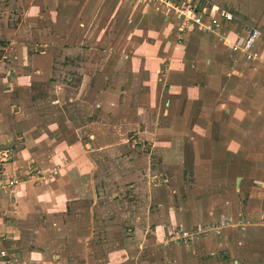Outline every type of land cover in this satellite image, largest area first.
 I'll use <instances>...</instances> for the list:
<instances>
[{"label":"rangeland","instance_id":"374dc122","mask_svg":"<svg viewBox=\"0 0 264 264\" xmlns=\"http://www.w3.org/2000/svg\"><path fill=\"white\" fill-rule=\"evenodd\" d=\"M170 2L168 7L159 0H39L30 10V0H0V65L5 70L0 76H23V90L5 86L10 93H0L3 107L22 115L5 118L0 189L13 192L24 180L50 182L72 173L75 195L63 210L68 217H58L57 225L51 223L43 233L49 243L45 264H210V258L234 264L233 254L241 249L236 243L243 241L248 251L264 242V117L231 122L240 130L243 149L232 158L230 170L241 171L236 178L250 177L251 187L237 190L231 176L218 181L223 171L212 170L217 165L210 160L227 155L220 149L211 152L210 109L222 99V81L197 88L195 99H176L170 88L175 82L164 66L168 54L152 49L174 48L178 26L182 34L200 27L182 14L185 4L201 15L210 12L206 0ZM260 3L264 6V0ZM204 66L184 64L190 67L186 86L194 88L191 78L203 85V74H210ZM182 89L188 98V88ZM170 100L186 109V123L165 115ZM223 117L212 125L229 124ZM177 123L188 128L183 139L164 130ZM218 131L214 136L222 148ZM35 139L38 159L54 152L63 158L58 150L63 143L72 146L70 155L53 165L32 157L22 176L10 170V159ZM253 187L258 193H251ZM78 188L86 198L79 200ZM238 213L260 227L221 235L193 230L222 214ZM40 227L46 228L42 221ZM184 231L190 235L183 237ZM225 240H231L229 251L222 250Z\"/></svg>","mask_w":264,"mask_h":264},{"label":"crops","instance_id":"0c3cea01","mask_svg":"<svg viewBox=\"0 0 264 264\" xmlns=\"http://www.w3.org/2000/svg\"><path fill=\"white\" fill-rule=\"evenodd\" d=\"M35 1L39 2V0H30V10L34 9L32 6L35 4L32 3H35ZM209 2L210 5H208L207 11L210 12V14L208 13L209 15H205L202 18L205 29L194 26L191 30H186V32L183 33V37V34L180 33L183 32V29L178 26L177 33H173V35L176 34L174 36L175 40H177V42L174 43V48L172 45L170 47H159V45L156 47L162 51H157L156 47L152 49H154L155 52H167L168 54V59L165 61V63L167 62L168 64H164V66L167 65L170 82H175L170 88L174 91V96L172 97L176 99H183V101L191 97L195 99L194 97L196 96L193 94H195L198 89H201V87L207 85V83L208 85H212L217 81H222V87H224L222 99L218 101L215 100L214 102L217 103V106L210 109V149L214 155L215 151L220 149V154L224 152L227 156L222 160H210V165H217L216 168H213L215 167L213 166L212 170L218 169L223 171V174L217 176L219 177L217 180L225 181V176L235 177L234 173L237 174L241 172L240 170H230V167L235 166L232 162V158L236 157L243 149V139L241 138L240 130L237 126L236 128L235 126L232 127L231 122L234 119L233 122L236 123L237 121H235V119L243 116L264 117V79L261 78V76L264 75V37H259L255 40V43L250 49H245V42L249 38L252 28L258 29L264 36V6L261 5L260 0H210ZM218 8L225 9L232 13L234 19L228 21L216 11ZM179 38H181L180 41ZM183 39L185 42L187 41L185 45L182 43ZM239 58H242L243 61L241 62ZM184 64H190L191 69L195 67L202 69L205 67L204 65L208 66L206 68L210 70V74H203V85L201 83H196L197 78H191V80H194L192 83L194 88L186 86L187 82L185 79L189 74L188 68L190 67H186V69ZM12 65H14V70H18L20 63L15 62ZM161 66L162 63L159 64L160 69H162ZM3 70V67L0 65V72H5V70ZM163 70L165 71V69ZM184 70H187V73L184 72ZM199 74L198 78H201V73ZM195 77H197V75ZM22 78L23 76H17L13 79L1 75L0 93L4 95L10 93V90H5V86L12 87L13 89L11 91H13L14 88L21 89L22 87L20 86L23 85ZM10 79L13 82H11ZM180 85L188 88V98L182 94L183 89L180 90ZM23 97L25 96L17 99L16 101L19 103H15V105L20 104V100L24 99ZM1 99L2 98H0V140L3 138L2 135L6 134L8 130V125L5 120L7 115L11 113L13 117L16 116L19 118L22 116L21 113L19 114V112H17V108L14 113L7 110L8 108L3 107ZM170 101L169 108L171 109L169 112L167 111L168 113L165 115H170L176 119L180 118V120H186L188 118L185 112L186 109L183 107L181 108L179 106L180 104L177 105L174 101ZM221 116H224L223 118L226 117L230 123H223V126L218 129L214 127L212 123L217 122ZM186 122L187 120L184 123ZM184 123H177V126L166 127L164 130L168 133L177 135L178 138L179 136L182 137L188 132V128L185 127ZM196 128H198V130L195 129L194 131L199 132L201 130L200 133H205V129H201V127ZM28 129L34 132V128L30 127ZM216 130H219L218 134L219 139H222V148L219 142H217L218 137L216 138L214 136L216 135ZM179 139H183V137ZM38 141V139H35V141H31L32 144H28V147L20 148L19 152H16V157L10 159L11 161L8 164V168L11 170L13 167V169L20 170L21 173H19V175L22 176V168H25L27 164L32 162V157H34L39 164L47 165V163L52 162L53 165L55 161L60 162L66 153L70 155L69 150L72 146L69 147L66 143L64 144L62 142L63 144L58 150H62L63 158L60 155H56L57 152H54L51 153L50 158L46 160L38 159L37 153L35 152V149H38L36 145ZM256 164L258 163L256 162ZM66 165H68V163H66ZM46 168L49 167L47 166ZM65 174L69 177L61 175V177H58L54 181L51 180L50 182L40 181V183L35 184L34 179L29 181L24 180L13 192H3L4 190L0 189V264H5L8 258L13 261L17 260L19 264H45V262H47L49 259L47 250L49 243H47L46 235L43 233L49 228L51 223L54 226L57 225L56 219L58 217L65 218L68 215L65 214L63 210L64 208H66V210L68 209V203H70L72 196L75 195V193L72 192L73 187L70 186L72 173L66 172ZM83 175L85 174L83 173ZM215 177L216 176L213 178ZM240 177L241 186H239V189L236 187V189L242 191L248 190L252 185V181L249 180L250 177ZM236 179L238 180V178L235 177V181ZM255 189L254 187L251 188V193H255ZM77 191V194H79L78 196H80L78 197L79 200L81 197L82 199L86 198V195L83 196L84 189L78 188ZM97 196L98 195H96L95 198H97ZM96 204L95 201L94 207ZM63 205L64 207L61 208L60 206ZM221 216L220 218L219 216L217 217L219 218L218 220L215 219V221H211L210 225L193 229L195 234L202 233L199 229L204 232L202 233L204 235H221L225 234L224 232L226 231L231 233L233 231L244 233L249 231L250 228L260 227L259 224H253V222L251 224L250 219L246 218L243 213H238V217L233 214H231L230 217ZM41 221L46 228L40 227ZM43 221L46 223H43ZM73 224L75 225L77 223L74 222ZM184 232L186 236L190 235L189 231ZM184 234L182 235L183 237L185 236ZM89 239L90 237H88L86 241ZM259 243L260 245H258V247L254 245L255 249H250L248 251L247 248L241 247V245H245L243 241L236 243L241 249H238V253L233 254V263L264 264V242ZM223 244L225 247L223 245L222 250H228V246L231 245V240H225ZM236 244L233 245L235 246ZM212 261L216 262L213 263ZM210 264H227V261L223 259L212 260L210 258Z\"/></svg>","mask_w":264,"mask_h":264},{"label":"built area","instance_id":"2783aa9c","mask_svg":"<svg viewBox=\"0 0 264 264\" xmlns=\"http://www.w3.org/2000/svg\"><path fill=\"white\" fill-rule=\"evenodd\" d=\"M159 1L161 3H165L168 7L172 5L171 4L172 2H170V0H159ZM206 2H207V5H210L209 0H206ZM184 8L185 9L182 11V14L183 13L185 14L184 16H185V18L188 19L189 23L195 22V24H198V25H200V27L205 29V25L202 22V18H203V16H205L207 14L205 13V14L201 15L200 13L197 12V10L194 9V7H190V3L185 4ZM191 8H193V9H191ZM216 11L218 13H220L223 17H225L228 21H231L234 19V15L225 9L218 8ZM182 14L179 15V17H181ZM207 28H210V27H207ZM259 37H264V36L258 29L252 28L250 31V36L245 42V49H250L253 46V44L255 43V40L258 39ZM184 235H185L184 237H186V234H184ZM13 262H14L13 260L8 259L7 261H5V264H14Z\"/></svg>","mask_w":264,"mask_h":264},{"label":"water","instance_id":"95a60500","mask_svg":"<svg viewBox=\"0 0 264 264\" xmlns=\"http://www.w3.org/2000/svg\"><path fill=\"white\" fill-rule=\"evenodd\" d=\"M240 182H241V179H240V178H238V180H237V189H239Z\"/></svg>","mask_w":264,"mask_h":264}]
</instances>
